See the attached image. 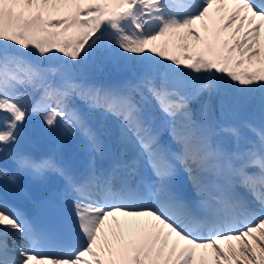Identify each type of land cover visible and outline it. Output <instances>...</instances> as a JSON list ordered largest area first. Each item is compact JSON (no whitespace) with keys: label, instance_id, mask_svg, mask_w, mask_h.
Returning <instances> with one entry per match:
<instances>
[{"label":"bare ground","instance_id":"obj_1","mask_svg":"<svg viewBox=\"0 0 264 264\" xmlns=\"http://www.w3.org/2000/svg\"><path fill=\"white\" fill-rule=\"evenodd\" d=\"M164 1L0 0V45L9 47V45L20 44L14 33L25 22V24L28 23L25 30L30 32L36 42L50 43L51 35L46 32L43 33L44 30L58 35L60 32L63 40L68 43L76 42L79 44L78 55L81 53V65L86 61L84 55H88V67L98 65V63L102 65L107 61L106 52L112 51V44L108 42L106 37L104 40L101 39V43L98 41L94 43L99 25L96 19L92 20L90 17L100 12L107 18L105 24H100V26L106 25V28L111 29L109 39L113 41L120 39L114 29V23L118 22L125 28L126 32H130L136 38L134 42H127L130 47L135 42L139 46L138 56H136L132 66L133 74L136 75V77H132L133 82L142 81L141 78L145 74L150 76L148 72L145 73L146 68H151L155 75L161 73L163 78L172 69L184 71L188 68L186 72L189 73L190 77L193 76L198 80V86H201L200 78L202 79L203 74L207 71L214 75L216 81L220 78L222 84L227 83V79L232 74L239 77L240 83L245 82L247 75L254 78L257 75V80H255L258 85L257 89L260 91L259 99H261L264 90V35L258 42V46L252 45L253 41L250 40L252 34L246 39H241L245 28L237 21L242 18L240 16L246 17L248 15V13H243L246 2L244 0H166L168 8L174 9L181 19L199 15L197 20L194 17V22L189 26L194 34H189L188 31H185L186 28H180L182 35L177 36L176 31L179 29V24L172 19H158V21L152 20L151 23H148L149 18H157L154 13L161 11L160 6H156V4ZM259 1L260 7L264 10V0ZM201 5L206 6L202 8ZM138 11L140 15L147 11L148 18L138 17ZM13 17H18L14 24ZM248 18L253 20L252 15H248ZM262 18L263 16L259 15L257 20L249 23L255 26L262 22ZM229 24H233L234 29ZM160 28L163 30H159ZM261 29V34H264V25ZM123 43L124 46L127 45L125 41ZM16 47L18 48V46ZM167 54L169 56L167 66H165V55ZM255 59L262 64L257 67L254 62ZM73 62L76 66L78 65L77 69L72 66H68L64 70L59 69L62 72L59 74L61 79L65 77L64 88L67 89V97L70 100L76 98L80 90L85 88V80H80V78L83 77L86 80L92 78L91 74L86 73L88 69H79L81 65L76 60ZM5 70L7 71V69ZM8 74L11 73L8 71ZM3 77L7 78L4 75ZM68 78L73 80L69 81ZM7 79L9 82H5L0 76L1 83L14 84L17 82ZM97 79L99 80L98 85H88L92 95L89 98L82 96L78 103L77 101L73 102L72 110L65 112L66 123L62 124L61 130H55L58 121L63 120V116L57 113L59 111L51 112L53 114L48 117V113L45 115V112L39 111L38 108L31 109L29 113L25 110H9L8 107L4 106L5 109L0 106V117L3 118V124L0 125V169L7 171L11 169L9 161L24 160L20 158L19 150L28 149L38 154L44 148L49 147L52 141L53 144L56 141L61 142L62 154L66 155L68 161L72 162L69 165L65 161L66 159L59 160L63 175H67L69 172L77 174L79 171H72L71 166H80L82 163L85 164L83 169L91 174L92 165L96 162L104 163L109 159L108 153L122 154L126 163L136 168L137 173L145 176L149 181L150 188L155 193L150 197L148 189L139 187L143 207L141 213L111 212L103 217L106 226L102 225L99 230L105 239H109L111 236L113 238L114 233L119 229L117 225L124 223L127 226L129 224L132 226L131 230L122 235L121 241H119V247L124 256L121 264H133L135 257H141V260L147 263L149 261L147 252L151 246L155 247L154 253L157 254L156 258H152V264H159L163 257L160 243L156 245L158 241L157 228L160 226H167L174 233L184 237V242L179 243L175 240L177 242L176 248L171 251L177 249L185 255L181 264H264L263 226L259 227V238L242 237L239 241L238 238L236 240L224 236L221 241L198 244L191 237H185L189 232L174 226L173 219L167 215L170 211L173 213L177 211L176 199L169 193V188L175 182L199 187L202 180L210 173L217 174L216 169L212 170L216 166L213 162L222 156L227 157L228 162L234 156H241L245 158L243 162L246 161L250 165L251 160L246 158L249 152L248 150L243 152V149H248L251 145L235 140L232 138V134H223L222 130H219L214 134L215 148L211 150L209 143L211 131L206 126L199 127L196 124H187L186 118L187 116L189 118L191 108L184 114L175 117L170 115V124L165 118V124L163 121L156 120L159 117L156 116V108L151 105L152 99L149 100L144 97L142 107L132 96L123 95L119 89L105 80H101L100 76ZM70 85L71 90L68 91ZM149 90L150 95L152 92L151 89ZM164 96L165 99L167 97L173 99L167 93ZM189 101H191L190 98ZM75 108L77 112H82L83 117H77ZM20 118L23 122L30 124L32 131L29 135L21 132ZM149 126H151L150 130H148ZM78 127L80 128L78 129ZM15 129H18V132L15 133ZM80 131L85 132L86 139L80 138ZM149 137V143H147ZM192 139L194 149L187 155L183 152V148L187 140L192 141ZM96 141L101 143V147L96 144ZM172 144L179 146V149L171 162L173 165L167 168V164L161 163L160 156ZM257 144V140H255L253 146ZM104 150L105 152H103ZM91 155L95 156L94 160L90 159ZM113 159L115 161L113 162L116 163V159ZM194 159L197 160L196 166L190 170L189 166ZM238 162L240 161H233L232 168ZM29 164L31 166L36 165L37 176L41 180L47 177L31 159H29ZM117 164L121 168V163ZM149 165L154 166L159 172V181L163 186L161 189L157 188V182L153 181L149 175L147 171ZM45 168L46 171L57 170L54 161L46 163ZM12 169L17 170L15 167ZM125 170L128 172L126 168ZM135 173L131 172L130 176L134 177L135 183L142 186ZM7 177L3 181L0 180V190L4 189L6 193L20 194L22 199H28L32 196L35 189L32 183H29L32 181V176L28 172L23 175L24 180H10V175ZM251 183L256 188H262V186H258V178L253 179ZM231 188V192L236 194V187L232 185ZM57 196L60 199L68 200L61 195ZM1 211L9 212L10 218H21V215H17L11 210ZM1 213L0 229H2L3 238L0 239V247L2 243H6L7 239L10 240L11 246L21 247L23 241L18 238L20 229H17L15 222L6 220L7 218ZM17 223L20 221L17 220ZM90 226L96 233V226ZM161 231L159 232L160 235ZM102 236L98 234L94 238L90 254L85 256L87 260L97 258L98 253L103 252V249L98 248V245L103 243ZM152 242L155 245H152ZM165 244L169 247L172 246L170 241L165 242ZM115 246L117 248L116 243ZM195 246L200 249L198 254L194 259H187L189 252ZM187 249L188 252H186ZM12 252L21 254L16 249L9 251L11 257H8V260L14 259L15 264H22V257H14ZM74 262L76 264L77 260ZM24 264L31 263L26 261Z\"/></svg>","mask_w":264,"mask_h":264},{"label":"rangeland","instance_id":"obj_2","mask_svg":"<svg viewBox=\"0 0 264 264\" xmlns=\"http://www.w3.org/2000/svg\"><path fill=\"white\" fill-rule=\"evenodd\" d=\"M230 27L234 29L232 26ZM193 33L194 32L192 31L189 32V34H193ZM50 37H51V41L47 49H44L45 48L43 45L44 42L40 43L41 46L38 48V51H36V53L40 54L39 56L30 54L28 46L26 48H23L21 55L24 57H29V62H28L29 64L32 65L33 62L35 63L36 62L35 60H38L41 63H46L47 61L51 60V58H53L54 55L52 53H54L55 55H60V54L62 55V50H65V52H67L68 56L70 57L77 56V51L79 50L78 43L74 42L73 44L74 45L76 44V46L69 48L68 46L67 47L62 46L58 36L53 35ZM22 44L26 45V43H22ZM125 48H126V53L122 52V48H121L116 52V54H109L108 52V55L110 57L106 56L109 59V61L113 60L114 61L113 63H116V66L112 68L113 71L112 77L117 75L116 78H119L121 77L120 73H124V72L125 74H128L131 64L136 59V56H138L137 53L139 51V47L137 46V44H134L133 48L131 47L130 51L127 47ZM114 50L115 48L112 49L113 52ZM128 52L130 53V55ZM166 56L167 55H165V62L167 60ZM114 57L116 58L114 59ZM58 60H59V56H58ZM254 62L255 65H257V67L262 64V62L258 61L257 59H255ZM110 66H112L111 62H109V64H104L102 66V69L109 70ZM86 72L87 73L91 72L92 74H97V75H99L100 73V71L96 69H89ZM99 76L103 77L102 74H100ZM255 79L257 80V75H255V78H252L247 75L245 78V82L241 84L237 80V78H235L234 74H232L231 77L228 78L227 83L229 81H232V84L233 83L236 84V88L231 89L230 87V89H227L225 88V86H222V84L219 81L214 80L213 74L207 73V75L203 77L202 82L206 86H208L210 90L201 91L200 89V92L196 96V104H195L197 109L199 110V115H197V117H193L194 119L191 122L207 121L208 117L209 119L218 117L219 118L218 122L223 123V126L238 127L244 125L247 127L248 130L252 131L253 133L258 134L262 132L264 136V128H262V126L264 125V90L261 95V99H259L260 91L255 89L256 87L255 83H257ZM158 82L161 83L160 80H158ZM190 83L192 86V91L195 95L196 87L194 86L191 80ZM251 85L252 88H250ZM252 89L254 90L255 94L251 93ZM216 91L221 92L220 96L223 98V102L222 104L219 103V107L217 108L216 111H213L210 108L209 96ZM180 109H181V114H183L184 107L182 106ZM263 136L262 138H264ZM104 246L105 245L103 243V247Z\"/></svg>","mask_w":264,"mask_h":264}]
</instances>
